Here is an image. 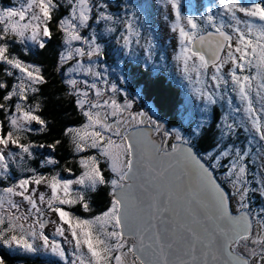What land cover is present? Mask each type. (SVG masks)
Returning <instances> with one entry per match:
<instances>
[{
	"label": "snow or ice",
	"instance_id": "obj_1",
	"mask_svg": "<svg viewBox=\"0 0 264 264\" xmlns=\"http://www.w3.org/2000/svg\"><path fill=\"white\" fill-rule=\"evenodd\" d=\"M168 3L175 12L172 31L179 34L175 59L185 79L196 85L194 91L206 108L224 101L231 113L246 114L239 124L225 117L221 140L238 136L243 128L249 134L247 143L218 144L214 152L201 156L179 129L167 130L147 112L132 110L128 93L110 83L107 68L93 60L103 55V47L92 22L118 19L105 0L0 5V63L7 66L5 75L17 80L0 103L8 126L5 131V120H0V182L12 174L13 165L20 167L18 161L32 158L35 148L55 149L60 143L23 140V133L48 127L37 114L40 103L29 102V93H39L46 80L39 65L11 49L16 44L25 54L34 47L44 49L53 36L54 13L61 7L67 15L58 21L64 46L59 63L75 61L67 68L70 78L65 83L86 119L79 127L67 128L66 135L77 153L96 150L80 157L83 171L75 179L27 168L22 171L31 175L0 188V243L25 253L50 252L64 264H264V0H218L215 15L208 8L200 17L183 15L181 0ZM138 21L134 12L120 18V38L129 52L133 43L141 42ZM86 29L90 34H83ZM143 46L151 59V40L145 38ZM77 73L92 76L94 82L78 80ZM8 88L0 81V89ZM228 90L238 95L243 109L233 104ZM119 93L123 103L116 99ZM34 122L40 127L34 128ZM57 163L49 157L41 166ZM40 185H46L50 195L39 192ZM101 185L111 189L105 211L85 219L65 210V205L80 204L90 211L87 195ZM49 213L58 219H48ZM48 224L55 225L54 235L72 245L70 255L60 241L45 234ZM0 264H5L3 257Z\"/></svg>",
	"mask_w": 264,
	"mask_h": 264
},
{
	"label": "trees",
	"instance_id": "obj_2",
	"mask_svg": "<svg viewBox=\"0 0 264 264\" xmlns=\"http://www.w3.org/2000/svg\"><path fill=\"white\" fill-rule=\"evenodd\" d=\"M116 1L120 2V0ZM2 2L4 4L8 2L9 4H12L14 1L2 0ZM65 15H67V9L65 7H61L55 11L54 19L50 26L53 36L48 41L44 49L33 48L30 52L25 54L23 51V46L16 44L13 45L11 52L20 56V58L28 63L39 65L46 80L45 84L39 86V93H29V102L33 104L40 103L41 107L37 114L40 115L42 119L46 120L48 127L44 131L23 133V140L25 142H31L35 145H50L59 141L60 143L57 144L55 149L48 147H37L34 149V151L40 152V150H46L47 152L54 153V159L61 165V169H66L68 167L75 173L79 170V166L76 165L77 160L75 158L73 161L71 160L74 145L72 143L71 137L66 135V129L69 127L81 126L85 121V117L83 116L80 108L76 105V96L73 94L72 88L65 83L67 78V76L65 77L64 74L65 65L61 66L59 63V53L63 51V33L58 29V21ZM95 24L97 23L92 22V25ZM100 24L101 23L97 24L99 25V30L95 31L96 33H101V40L98 43H100L103 47V54L113 59V63L116 62L115 60L117 55H120V57L123 59L122 68L124 79L128 78L129 75L134 73L135 75L133 76V79L137 83V85L135 84V88L143 84V95L153 99L155 108L163 115V117L169 118V121L172 119L171 123L178 125L179 121H176L175 119V112L176 106L181 100V92L179 91V88L172 84L165 77L149 76L148 73H146L144 66L141 67L139 64L135 65L131 60H128L129 51L127 50L125 52L124 48L119 43H117V38L115 45L116 48H114V37H116L114 33L115 31H107L108 28H114L117 32L118 29L116 26H102ZM84 34H90L89 30L86 29ZM68 63L72 64L71 61ZM5 67L7 66L0 63V81L6 82L9 85V88L0 89V103L4 102L3 96L8 90H10L11 86L17 83V80L14 76L5 75ZM17 74L18 72H16V75ZM114 78L124 81V79H121V76L117 75L116 73H107V79L109 82H115L118 84L119 81L115 80ZM100 86L103 87V85ZM14 102L15 98H13V101L9 103ZM0 120H5V131H7V121L5 119V114L2 111H0ZM33 127L38 128L40 126L34 122ZM211 134L212 132L208 131L205 133V135H203L199 143H197V140H195V143H192V145L195 146L198 152H201L202 155L209 150V146L212 143ZM28 159L29 158L26 157L23 161H18L17 163L20 165V167L13 165L12 174L9 175L10 178L14 179L12 183H15L23 176L22 169H24L25 166H28V168L34 167L32 165L34 160L30 162ZM13 175H15V177H13ZM106 176L110 178L111 173H106ZM2 187H7L6 179L0 182V188ZM110 190L111 189L108 187V185H101L97 189V193L95 194L93 201L94 204H91L92 210L89 212L91 217L100 214L102 211H105L110 205ZM65 209L72 213L77 212L76 216L80 217H87L85 215L88 214V211H85L84 209L79 211L74 207L70 208L67 206H65ZM24 254L25 252H23L22 256L18 257L11 248L0 243V257H3L5 264H54L51 261L42 260L41 257L30 258V255L25 256Z\"/></svg>",
	"mask_w": 264,
	"mask_h": 264
},
{
	"label": "rangeland",
	"instance_id": "obj_3",
	"mask_svg": "<svg viewBox=\"0 0 264 264\" xmlns=\"http://www.w3.org/2000/svg\"><path fill=\"white\" fill-rule=\"evenodd\" d=\"M13 1L14 2L12 4H9V2L4 4L2 0H0V5L4 4V6H16L20 2V0H13ZM105 2L109 4L108 11L113 16L118 18L116 22H100L101 23L100 25L102 26L112 25L114 27L116 26V28L118 29L117 32L116 31L114 32L116 35V37H114L115 39L113 44L114 48H116L115 45L117 38V43H119L124 48L125 52L128 50L123 46V41L120 38V34L124 32V26L120 22V18H126L127 16L131 15L134 12L135 15L139 18L138 22L140 26V31L142 32V38L139 46L133 43L132 51L129 52L128 60H131L135 65L139 64L141 67L144 66L145 70L154 71L153 73H161L162 71L168 73V75L172 79L171 83H174L178 85L180 88H182L180 89L181 91L183 90L181 93L182 100H180L181 102L177 104L176 112H175L176 116L178 117L179 124L176 126L173 125L169 127L164 126L167 130L179 129L182 133H184L186 137H190L192 142L195 143V140H197V134L193 135V130H196L198 125L202 126L203 123L210 124L212 122L213 118L211 117L212 116L211 113L214 108V105L217 104V105H222V107L225 106L223 110L224 114L227 115L229 114L230 116L238 115V113H231L230 109L226 106L227 103L224 101H218L216 104L209 105L206 108L205 101L202 100L194 91L196 85L190 84L185 79L180 63L175 59L176 54L179 51V34L178 32L172 31V25L175 23V12L172 9L171 4L168 3V0H120V2H117L116 0H105ZM244 2L247 3L248 0H244ZM217 4H218V0H181V12L183 13V15H195L197 17H200L206 14V10L208 8H212L213 14L215 15ZM92 27L95 28V30H99V25L97 24L92 25ZM207 30L211 31L212 29L208 28ZM100 34L101 33H97L98 35L97 42H100L101 40ZM145 38L150 39L151 43L154 45V47L152 48L151 59L147 58L146 49L143 46L145 43ZM74 45L80 46L79 42H74ZM103 56H100L99 58L93 57V60L100 65L101 69L106 67L107 73L113 72L116 73L117 75H120L121 77H124L123 68H122L123 59L120 57V55H117L115 63H113L114 62L113 59L109 58L108 56H105L104 54ZM85 60H87V58H85ZM71 62L72 64L75 63V61H71ZM72 64L70 63L65 64V72H64L65 77L67 76L66 75L67 68L70 67ZM210 74H211V69H209V75ZM17 75H19V73ZM74 75L75 78H77L78 80L88 79L89 82H94V78L90 75H87L86 73H77ZM68 78L70 77L67 76L66 79ZM114 79L118 80L117 78ZM131 79L132 77L129 76L128 78H125L124 81L118 80L119 81L118 85L128 93V99L134 101L132 110L145 111L149 115H151L153 119L156 120L157 118L156 116H160V115L158 114V111L155 108L154 104L152 102L143 99L144 98L143 97L144 95L142 93L143 86L141 87V89L138 88L135 91L130 89L129 86L135 84L133 79L132 80ZM96 82L99 85H103L102 82L100 81H96ZM229 89H230V85H229ZM228 94L233 97V104L243 109L242 107L243 103L239 100L238 95L236 93L230 94V90H228ZM121 95L122 96L117 100L120 103H123L124 102L123 93H121ZM239 119L241 121L246 118L240 117ZM85 122L86 119L84 123ZM161 124H163V121H161ZM199 130H201V127ZM85 152L91 155L96 154V150L94 149H87L85 150ZM100 159L103 163V158L100 157ZM59 173L66 174L69 173V171H67V169L64 171L61 169L59 170ZM82 187L83 186H76V185L73 186L74 189L76 188L82 189ZM38 191L44 192L47 196L50 195V189H48L46 185H40ZM15 199L19 200L20 198L16 197ZM88 200L90 203V198H88ZM256 202L258 203V199ZM65 206L70 208L74 207L76 210L79 211L83 210V207L80 204L65 205ZM91 210H92V206L90 203V211ZM90 211H88V214L85 215L87 217H82V218L85 219L91 218V216L89 215ZM76 213L73 214L76 215ZM47 218L53 221L58 219L55 213H49ZM54 233H55V225L48 224L45 228V234L49 235L50 239L55 238L58 241H60L64 245L65 250L70 255L73 250L72 245L64 241L62 237L54 235ZM66 235H68L69 239H72L70 233H66ZM37 243L39 244V241ZM25 256H29L30 258L41 257L42 260L51 261L54 264H62V263L64 264V261L61 260V258L51 254L50 252L40 251L34 254L25 253Z\"/></svg>",
	"mask_w": 264,
	"mask_h": 264
},
{
	"label": "flooded vegetation",
	"instance_id": "obj_4",
	"mask_svg": "<svg viewBox=\"0 0 264 264\" xmlns=\"http://www.w3.org/2000/svg\"><path fill=\"white\" fill-rule=\"evenodd\" d=\"M53 22V21H52ZM52 22L50 23V26H51V24H52ZM210 29V28H209ZM146 71V73H148V75L149 76H151V77H165V78H167L170 82L172 81V79H171V77L168 75V73H166V72H164V71H162L161 73H153L154 71H152V70H150V71H148V70H145ZM135 74L134 73H132L131 75H129V76H131L132 77V79H133V76H134ZM131 79V80H132ZM171 79V80H170ZM133 81H134V79H133ZM135 82V81H134ZM135 84L137 85V83L135 82ZM135 84H132V86H129L130 87V89L131 90H137L138 88H140L141 89V87L143 86V84H141L140 86H138V87H136L135 88ZM172 84H174V83H172ZM174 85H176V84H174ZM178 88H179V91L182 93V91L180 90V89H182V88H180L178 85H176ZM230 94H232L231 92H230ZM122 95H121V93H119V94H117V96H116V99H118V98H120ZM144 98L143 99H145L146 101H149V102H152L153 103V99H150V98H148V97H146V96H143ZM122 100V99H121ZM181 100H182V95H181ZM181 101H179V103H180ZM228 108H229V106L228 105H226ZM241 106V105H240ZM242 107L244 108L245 107V105L243 104L242 105ZM138 108V107H137ZM224 108H225V106L224 107H222V105H214V108H213V110H212V118H213V120H212V122L210 123V124H205V123H203V125L201 126V130H199L198 131V134H197V143H199V141L202 139V137H203V135H205V133L206 132H212V143H211V145L209 146V150L205 153V154H203L204 156L207 154V153H211V152H214V150H216V148H217V145L218 144H229L230 142H235L237 145H243V144H246L247 143V140H246V136L247 135H249L248 133H245V131H244V129L243 128H240L239 130H238V136H236V137H231V138H228V137H226L224 140H221V131H222V126H223V123H224V119H225V117L227 116L228 117V120H229V122H231L233 119H235L236 120V122L239 124L240 123V117H244V118H246V114L245 113H243V112H240V113H238V115L237 116H230L229 114L227 115V114H224L223 113V110H224ZM230 109V108H229ZM158 111V110H157ZM158 114L160 115V116H156L157 118H156V120H158L160 123H161V121H163V125L164 126H167V127H169V126H173L174 124L173 123H171V120L172 119H170V121H169V118H167V117H163V115L158 111ZM241 114V115H240ZM223 118V119H222ZM175 119H176V121H178V117L177 116H175ZM222 120V121H221ZM221 122V123H220ZM179 123V122H178ZM176 126V125H175ZM227 140V141H226ZM193 143V142H192ZM195 147V146H194ZM199 154L201 155V156H203L202 154H201V152H199ZM82 155H91V154H89V153H87V152H83V153H77L76 151H75V149H74V147H73V151H72V155H71V160L73 161L74 160V158L77 160V162H76V165H78L79 167V170L78 171H76L75 173L73 172V170H71V172H69V173H59V170H61V165L59 164V163H57V164H45L44 166H41V163H42V161H44V160H46V159H48L49 157H51L52 159H54V153H52V152H47L46 150H40V152L39 151H34L33 152V157L32 158H29L28 160L31 162V161H33L34 160V163L32 164L34 167H32L31 169H35L36 170V172H38V173H40V174H42V175H45V176H48V177H50V176H53V175H57V174H59V176H60V178L61 179H75L76 177H78L80 174H81V172L83 171V169L81 168V166H80V164H79V159H80V157L82 156ZM73 158V159H72ZM36 161H37V163H36ZM72 167V166H71ZM28 168V166H25L24 167V169H27ZM66 169H69L68 167L66 168ZM66 169H62L63 171L64 170H66ZM26 175H31V173L30 172H27V171H23V176H26ZM217 175H220V171H218L217 172ZM13 177H15V175H13ZM14 179H12V178H10L9 176H8V178L6 179V184H7V186L8 185H10V184H12V181H13ZM109 187V186H108ZM39 188V187H38ZM97 193V190L95 191V192H90V193H88V195H87V198H90V203L91 204H94L93 203V201H94V197H95V194ZM47 196V195H46ZM258 199V198H257ZM258 203H260V200L258 199ZM13 251H14V253H15V255H17L18 257H20V256H22L23 255V251L22 250H20V249H15L14 247L13 248H11ZM25 255V254H24Z\"/></svg>",
	"mask_w": 264,
	"mask_h": 264
},
{
	"label": "water",
	"instance_id": "obj_5",
	"mask_svg": "<svg viewBox=\"0 0 264 264\" xmlns=\"http://www.w3.org/2000/svg\"><path fill=\"white\" fill-rule=\"evenodd\" d=\"M193 146V145H192ZM194 147V146H193ZM194 150L199 154L198 150L194 147ZM200 155V154H199Z\"/></svg>",
	"mask_w": 264,
	"mask_h": 264
}]
</instances>
